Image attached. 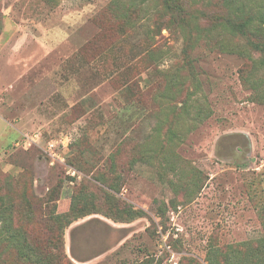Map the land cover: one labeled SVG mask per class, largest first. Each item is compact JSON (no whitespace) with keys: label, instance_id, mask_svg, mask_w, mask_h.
I'll return each instance as SVG.
<instances>
[{"label":"rangeland","instance_id":"374dc122","mask_svg":"<svg viewBox=\"0 0 264 264\" xmlns=\"http://www.w3.org/2000/svg\"><path fill=\"white\" fill-rule=\"evenodd\" d=\"M236 1L260 20L264 0ZM182 4L0 0V194L55 264L264 261V70L243 84L222 43L251 39L207 33L224 0ZM33 197L83 215L39 223ZM0 264L29 263L1 244Z\"/></svg>","mask_w":264,"mask_h":264},{"label":"trees","instance_id":"16d2710c","mask_svg":"<svg viewBox=\"0 0 264 264\" xmlns=\"http://www.w3.org/2000/svg\"><path fill=\"white\" fill-rule=\"evenodd\" d=\"M163 1L168 11L182 13V0ZM224 4L236 18L230 17L214 24L207 29V33L212 32L214 29L222 28L236 35H243L251 39L250 50H236L231 48L226 42L222 43V49L239 51V54L244 56L245 61L238 70L240 79L243 84L250 85L258 90V85L263 82V79L258 77L256 73L259 70H264V56L257 59L253 53L260 52L264 55V11L260 20L256 22L255 14L247 11V5L244 1L224 0ZM259 94V101L264 103V93ZM33 201L38 202L39 209H36L35 220L39 223L49 219L50 223L51 221L64 223V229H66L75 219L83 215L77 209L76 201L73 207L62 215H47L49 203H43L40 199L37 200L36 197H33ZM13 213V206L11 207L7 203L5 196L0 194V245L12 247L16 251L17 257L29 264H55V259L62 261L67 256L61 248L60 250L58 248L55 254L47 253L40 244L44 240L42 235L38 232L27 231L21 227L14 226L12 221ZM51 230H53L52 227ZM231 249L222 251L220 247L211 246L208 253V264H253L248 257L241 258L238 254H233ZM221 253L222 257H219ZM258 263H264V261L257 260L256 264Z\"/></svg>","mask_w":264,"mask_h":264}]
</instances>
